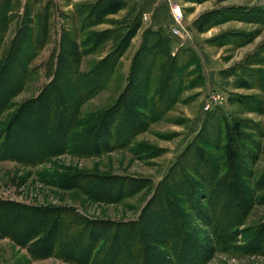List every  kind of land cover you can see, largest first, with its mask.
I'll return each instance as SVG.
<instances>
[{
    "label": "rangeland",
    "instance_id": "rangeland-1",
    "mask_svg": "<svg viewBox=\"0 0 264 264\" xmlns=\"http://www.w3.org/2000/svg\"><path fill=\"white\" fill-rule=\"evenodd\" d=\"M95 1L54 0L50 38L29 66L30 76L19 92L14 90L23 76L19 66L28 44L24 42L19 47L18 64L5 61L18 30V16L4 34L0 48V98L6 97L8 103L0 109V144L6 140L9 149L6 154L0 150V202L54 210L55 216L62 212L61 222L65 223L78 218L73 212L111 223L138 220L147 211L150 199L158 196V208L167 213L171 207L177 209V216L188 223L191 242L199 247L196 254L191 253L195 256L190 264H264V0H157L162 5L157 14L159 20L165 16L170 19L172 5L182 8L183 36H172L168 25H163L169 38V52L152 57L149 64V60L145 62L146 56L140 58L133 90L128 92L125 87L134 56L142 44L144 29L151 24V14H145L147 19H143L142 28L119 60L110 81L77 109V118L83 123L94 114L117 108L124 98V107L129 106L139 117L127 121L139 131L136 129L133 135L127 131L119 134L115 143L112 140L116 131L112 130V136L104 135L90 143L87 137L93 128L91 122L79 123L74 135H68L66 150L64 147L59 153L55 148L59 145H54L53 158L33 165L32 161L39 162L47 151L46 146L32 145L36 141L32 126L39 125V109L42 113L33 99L52 78V58L58 52L61 29H68L81 49H89L86 44L89 32L118 26L108 21L96 27L80 28L82 18L78 9ZM125 1L127 8L108 19L122 22L143 0ZM26 2L22 0L23 5ZM3 19L0 17L2 25ZM93 46L80 64L82 73H88L105 58L113 42L105 40L92 50ZM169 73L173 80L168 90H159L165 80L163 75ZM147 75H150V87L141 89L138 81L143 76L145 83ZM29 101H33L32 105ZM69 101L73 106L74 101ZM121 121H116L117 129V124L120 129L129 124L121 126ZM226 124L234 128L230 138L237 155L234 165L225 155L229 140ZM47 134L51 135L47 138L49 147L54 139L59 140L60 135L54 130ZM16 143H27L26 146L34 148L28 154ZM188 189L195 198L188 195ZM107 191H111L113 201L100 199ZM215 210L214 223L210 226L204 216L211 219ZM153 216L155 208L145 213L141 224L126 230L120 263H176V246L181 237L176 221L170 216L164 219L168 225L165 227L170 226L166 230L162 218ZM14 226L15 231L20 227ZM77 231L71 225L63 236L70 235L72 239L62 237L56 242L54 249L59 252L61 247L60 254H51L41 242L37 246L44 249L42 252L39 247L30 252L3 238L0 264L107 263L99 247L98 254L94 250L88 257V263L66 259L69 254L77 255L76 258L83 255L81 247L74 246ZM36 241L38 238L33 243ZM154 253L161 259L151 257Z\"/></svg>",
    "mask_w": 264,
    "mask_h": 264
},
{
    "label": "trees",
    "instance_id": "trees-1",
    "mask_svg": "<svg viewBox=\"0 0 264 264\" xmlns=\"http://www.w3.org/2000/svg\"><path fill=\"white\" fill-rule=\"evenodd\" d=\"M161 6L157 2V0H143L139 6L136 5L133 7V9L129 12V14L122 22H115L108 19V17L117 14L121 10L126 9L127 2L125 0H96L92 4L82 5V7L78 9V15L80 16V18H82L80 27L82 28V30L108 23V21L110 23L113 22V25H118L117 28L115 27L106 29L101 32H89L86 39V44L89 49H81L77 41H75L71 37L70 31L64 27L61 29L58 52L54 54L52 58L51 68L54 69L52 78L50 82L43 88L40 95L33 99L35 102H37L39 108L42 109V113L38 108V115L40 116V118L37 120L39 125L32 126L34 135L36 134L38 136L35 135L36 141L32 145H35V148H42L45 146V148H47V151H45V154L39 162L32 161L33 165L46 162V159L53 158L56 155H54V152H52L54 145H59L58 147H55L56 149H59V153L63 150L62 148L64 147L66 150V141L68 135H72V133L77 129V125H79L80 123L79 119L77 118V109L83 102L95 96L99 92V90L110 81L115 73V69L116 66H118L119 60L123 57L126 50L131 46L132 40L135 38L138 31L142 28L145 14H151V24L144 29L143 41L139 50L134 56L132 67L130 69V75L128 78V84L125 89L128 92V89L133 90L132 88L134 85V78L135 75H137L135 71L138 68V61L140 58L142 59L144 56H146L145 62L149 60V64L152 57L155 58L157 57V55H161L162 53L166 55L165 53L169 52V38L165 35L163 25L166 24L165 26H167L171 22V17L169 20L165 15V17H163L161 20L157 18V14L160 11ZM54 9V0H27L24 5L22 3V0L0 1V17L3 16L5 18L3 19L5 21L4 25H2L3 23L0 20V48L3 44L4 34L8 31V27L12 23L13 18L15 19L16 16H18L17 18H19L18 30L5 57V61L7 60L6 62L8 64L10 62L18 64L17 60L21 56V48L19 49V47L24 42L25 44H28L25 49V55L22 57L23 60L21 59L23 63L21 64V66H19V70L23 76L20 78L19 83L16 84L14 91H18L23 88L22 86H24V84L28 80V77L30 76L29 66L31 65L34 58L37 57L41 49L46 46L50 38L52 29L51 22L53 17L52 13ZM14 13L17 14L15 15V17L13 15ZM151 38H156V40L151 42ZM105 40H112L113 42L110 53L97 64H95L88 73H82L80 71V64L84 56L87 55L93 44L94 46L92 50L100 46L101 43ZM154 51H156L157 53ZM2 64H4V62H2ZM170 73H172V70ZM170 73L163 75L165 80L160 84L159 90H163L165 92L168 90L170 81L173 80V76H170ZM149 76H146L145 83L142 80L143 76H141V80L138 81L141 89H146L147 86L150 87V83L148 84ZM137 77L139 78V76ZM167 78L169 79L168 81H166ZM16 79L18 82V77ZM70 79L74 80L71 81ZM64 85H66V87ZM242 86L246 87L247 85L243 84ZM138 92L139 95L137 96L141 100V91ZM5 98L4 100L0 98V109H3L8 103V100L6 101ZM144 99L146 100V98ZM69 100L74 101L73 106L71 104L72 102L70 103ZM123 101L124 98L119 102L117 108L113 110L109 109L101 114H94L86 121H83L84 124H88L91 122L90 124L93 126V128H91L92 130L90 129V132L93 135H91L90 133L89 137H87V140L90 143L96 141L97 139L101 140L104 135L112 136V130L116 131L114 135L115 138L112 140L115 143L119 138V134L123 135L124 132L127 131V133L133 135L134 132H136V129L138 130V128L132 127V124L127 121L131 117L133 119L134 117L139 119L138 115L134 111L129 109V106L125 105L124 107ZM29 102L32 105L33 101ZM122 109H124L125 112H123ZM156 109L158 110V112L160 111L159 108ZM156 113L155 115H157ZM121 119V126L123 123H125V125H127L128 123L129 124L127 127H123L122 129H120V125L117 124V129L116 121H120ZM138 125L141 126L140 121ZM50 130H54V132L59 133L60 137L58 136L59 140L54 139L52 141L53 144H51L49 147L48 144L50 143V141L47 142V138L51 137V135L48 136L47 131ZM226 131L229 140L228 144L226 145L225 155L228 162L231 165H234L237 155L235 153V150L231 146L232 140H230V138H232L234 128L232 129L228 124H226ZM83 132L84 131L82 130V133ZM61 141L62 143H65L60 145ZM105 141L107 140L103 141L104 144L107 143ZM17 142L19 143V140H17ZM1 144L0 150L4 151V154H6L9 149V143H7L6 140H3ZM26 144L27 143H20L17 145L16 143V145L20 148H25L24 150L29 154L30 150H32L34 147H29V145L26 146ZM205 162L206 161L204 160V164H208ZM118 179L121 180L122 178L118 176ZM118 179L116 178V180ZM89 181H92V179H90ZM187 192L189 193L188 195L195 198V196L191 192V189H188ZM105 193L106 195L102 196V198L100 199L113 201L111 200L112 198H114L111 191H107ZM159 203L160 200L158 196H154L148 202L146 206L147 211H145V213L148 211L152 212V210L155 208V216H153V218L156 219V217L160 216L162 218V222H164L163 220L168 216H170V218L173 217L171 218V220L173 222L176 221V229L180 231L181 235L180 238L178 237L179 240L177 241L178 243L176 247H178V259L176 260L175 264H190L191 261H194L193 257L195 256L191 255V253L196 254L195 251L198 250L199 247H197L195 242L194 244L191 242L192 236H190V234L188 233L187 221H185L182 216H177V209H172L171 207L169 213H167L164 210L158 208ZM171 205L172 204H170V206ZM56 212L57 211H51L49 209L37 210L34 207L32 209H29V207H24L17 203L1 201L0 240L3 238H9L11 239V241L17 243L18 245L26 247L30 252H33L36 247H39L38 250L42 252L44 249L42 250V248H40V245L37 246L41 242L45 245V249H49L48 251L52 252L51 254H60V250H62L61 247L59 248V252H56L54 249V247L57 245L56 242H59V239H62V237H70L72 239V236L70 235L69 237L63 235H65L66 231H70L71 225H75L78 229V233H76V238L74 240L76 241V243L74 244V246H80L84 256L80 255V257L82 258L81 259L80 257L76 258L77 255L72 256L68 253L69 256L66 255V259L68 258L71 260H79L81 263H88V257L93 254L94 250L97 252L96 254H98L97 247H99V250L101 251L100 254H104V262L108 261L105 264H122L120 263V258L122 255H124L125 251L123 248V241L126 240V230L134 228L135 224H141L145 215L144 213L143 216H140L138 220H134L131 222L112 221L110 223L108 221L103 222L96 219L86 218L85 216L73 212L79 220L74 219L70 223H65L63 221L61 222L62 212H59V214L55 216L54 214H56ZM214 216H216V210L211 219L204 216V219H206L207 222L210 221V226H213L214 222L212 223V219H214ZM183 220L185 222H183ZM166 222L167 220H165L162 226L166 230H169L170 226L168 228L165 227L168 226ZM14 225L20 226L16 229L17 231H15ZM182 225H184L185 231L182 229ZM109 229L112 230H110L109 232ZM106 232H109L110 234L108 238H105ZM186 234L188 236H186ZM34 238H38V241H36L35 243H33ZM72 244L73 240L71 241V245ZM46 245H48L47 248ZM200 251L203 252V249H200ZM159 253H161V251H159ZM156 255L158 254L154 253L151 255V257H158L157 259H161L159 255ZM33 258H35V256ZM146 260L144 259L145 262Z\"/></svg>",
    "mask_w": 264,
    "mask_h": 264
},
{
    "label": "built area",
    "instance_id": "built-area-1",
    "mask_svg": "<svg viewBox=\"0 0 264 264\" xmlns=\"http://www.w3.org/2000/svg\"><path fill=\"white\" fill-rule=\"evenodd\" d=\"M144 19H147V15H144ZM184 14L182 8L175 4L171 7V22L168 24L170 34L174 37L181 38L184 30Z\"/></svg>",
    "mask_w": 264,
    "mask_h": 264
}]
</instances>
